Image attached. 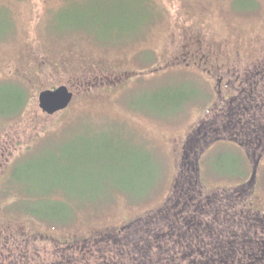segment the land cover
Masks as SVG:
<instances>
[{
    "label": "rangeland",
    "instance_id": "obj_1",
    "mask_svg": "<svg viewBox=\"0 0 264 264\" xmlns=\"http://www.w3.org/2000/svg\"><path fill=\"white\" fill-rule=\"evenodd\" d=\"M262 67L264 0H0V256L190 264L231 205L264 231V86L241 83ZM61 85L71 105L43 112ZM60 201L66 221L36 214Z\"/></svg>",
    "mask_w": 264,
    "mask_h": 264
},
{
    "label": "trees",
    "instance_id": "obj_2",
    "mask_svg": "<svg viewBox=\"0 0 264 264\" xmlns=\"http://www.w3.org/2000/svg\"><path fill=\"white\" fill-rule=\"evenodd\" d=\"M19 89L26 94L25 100L23 101V94H21V96L17 98L14 96L12 99H10L9 102H11V104H14V105L22 103L21 104L22 106L19 109L21 110L22 107L27 102L26 100L28 97V93L26 90L20 87ZM134 157H136V155ZM138 164L139 162L136 163V166H135L136 168L139 166ZM136 168L133 171L139 177V174L142 175L143 172L142 170H139ZM12 176H13V172H12ZM138 177H136L137 180H138ZM11 181H12V177H11ZM126 189H129L130 191H132L129 187L128 188L126 187ZM130 193L131 192H129V194ZM47 197L48 196L43 195L42 198L44 200ZM60 203L61 205H58L60 206V208H57L58 206L54 207L51 205H43L42 207H37L36 214L40 215V217L42 218H46L50 222L51 221L54 222V220L64 222L67 220L68 216L63 215V214L65 213L67 214L66 211L68 210L69 206L65 204L66 202L64 203L60 201ZM231 206L232 207H229L226 210L227 212L226 214H228L227 219H221L215 215L217 223H221L223 225V233L219 231L217 235H214L212 228H210L209 230H212V232L208 239V242L204 243L205 241L203 240L199 242L198 244L202 248V251L200 250L196 254L200 256L201 260L197 258H192V260L190 261V264H264V248L256 250L255 247H250L252 245L251 241H253L254 243L255 242L254 240L261 239L262 237L264 238V236H259V235H263L264 231L260 229V230H254L255 232L253 233H249L248 232L249 227L248 226L246 227L247 223L250 222L248 220L247 211L245 210V208L240 209V206L238 205H231ZM224 207L226 209L227 205H225ZM198 211L202 212L203 214L206 212L203 210L200 211L199 209ZM223 211L224 209H221L218 213L223 212ZM213 212L214 214H218L212 208V212L210 213L212 214ZM232 212L233 214L229 216ZM55 217H58V218H55ZM219 219H221V221ZM227 228H230V233ZM153 230H156V231L153 233L149 232L148 235H145L142 237V239L140 238L139 240H137V241H140L139 245H135V247H139L138 253L147 255L149 253L148 248L153 247L152 241L154 242L155 239L158 238V236H156L155 234L158 233L157 231H159L158 229H153ZM226 232L227 234H225ZM154 235H155V239H154ZM180 235L182 234L179 233L178 236ZM148 236L150 237L151 241H149ZM61 245L65 246L63 243L59 242V246ZM198 245L196 244L194 247L197 248ZM126 246L127 244H125L124 247ZM188 246H191V245H188ZM245 247L247 248L245 249ZM181 254H184V253L182 252ZM145 260L147 261L142 263L141 258H140L138 260V263L136 264H149L151 262L147 258H145ZM159 261L162 263L161 259ZM68 262H73L74 264H76V261L73 258H71L70 261ZM15 263H16V258L12 260V258H10L9 256H0V264H15ZM170 263L171 264H182V262L177 260L176 258H173L172 260H170ZM108 264H118V263L117 261L110 260ZM185 264H187L186 261H185Z\"/></svg>",
    "mask_w": 264,
    "mask_h": 264
},
{
    "label": "water",
    "instance_id": "obj_3",
    "mask_svg": "<svg viewBox=\"0 0 264 264\" xmlns=\"http://www.w3.org/2000/svg\"><path fill=\"white\" fill-rule=\"evenodd\" d=\"M74 98L67 86L61 85L55 89H47L39 94V107L43 112L54 115L66 109Z\"/></svg>",
    "mask_w": 264,
    "mask_h": 264
},
{
    "label": "flooded vegetation",
    "instance_id": "obj_4",
    "mask_svg": "<svg viewBox=\"0 0 264 264\" xmlns=\"http://www.w3.org/2000/svg\"><path fill=\"white\" fill-rule=\"evenodd\" d=\"M180 56V55H179ZM259 67V66H258ZM261 67V66H260ZM262 69L264 70V67H262ZM261 74H262V79L264 80V71L263 72H261ZM249 77H248V75H246L245 76V78L243 79V82H241V83H243V84H246V82H249V83H252V84H255V86H256V88L259 86V85H262V86H264V83L262 84L261 83V81H260V79L258 78V77H256V79L257 80H253V81H249ZM109 81H111V80H109ZM56 88V87H55ZM54 87L53 88H51V89H55ZM47 90V89H46ZM250 93H252V91L250 92ZM250 96H251V94H250ZM251 98H252V101H253V103H254V108H255V114H254V116H253V120L256 122L258 119H260V120H262L263 122H264V118L262 117V116H260V115H262V113H261V111H260V106L262 107V110L264 109V103L262 102L263 100H261V99H257V98H259V97H257V96H255L254 95V97H253V95L251 96ZM245 100V99H244ZM258 100V101H257ZM247 101H248V99H247ZM72 103V102H71ZM71 103H70V105H71ZM69 105V106H70ZM258 110H257V109ZM259 116V117H258ZM254 124V123H253ZM256 126H259L258 124H255ZM262 125V124H261ZM264 126V125H263ZM263 130V127H262V129L259 131V135H261V138L262 137H264V131H262ZM260 138V139H261ZM185 154H187V152H184ZM254 175V173H253V170H252V172H251V174H250V179H251V177ZM249 179V180H250ZM248 180V181H249ZM40 217V216H39ZM46 221H48V220H46ZM55 222H50V221H48V222H50V223H56V222H59V221H56V220H54ZM57 224V223H56Z\"/></svg>",
    "mask_w": 264,
    "mask_h": 264
}]
</instances>
